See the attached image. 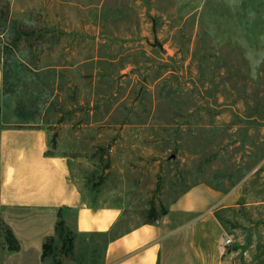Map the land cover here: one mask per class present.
Returning a JSON list of instances; mask_svg holds the SVG:
<instances>
[{
	"label": "rangeland",
	"instance_id": "obj_1",
	"mask_svg": "<svg viewBox=\"0 0 264 264\" xmlns=\"http://www.w3.org/2000/svg\"><path fill=\"white\" fill-rule=\"evenodd\" d=\"M0 67L1 119L48 129L82 199L122 207L108 235L152 220L163 264H189L193 213L168 209L199 185L205 262L264 264V0H0ZM73 220L45 253L99 264L108 235Z\"/></svg>",
	"mask_w": 264,
	"mask_h": 264
},
{
	"label": "crops",
	"instance_id": "obj_2",
	"mask_svg": "<svg viewBox=\"0 0 264 264\" xmlns=\"http://www.w3.org/2000/svg\"><path fill=\"white\" fill-rule=\"evenodd\" d=\"M1 90L0 67V94ZM12 123L15 122L2 120L0 116V225L1 220L9 225L19 247L8 249L0 232V264H67L64 259L54 260L49 252L43 253L46 238L55 232L59 214L64 209H73L75 231L101 233L111 231L122 207L110 201L88 203L83 200L81 179L73 175L70 154L59 148L47 151L50 131ZM200 188L196 185L185 190L168 211L193 213L192 219L178 229L191 256L189 264H220L206 263L204 249L198 245L203 232L197 222H212L209 211L204 212V201L191 199ZM162 232L157 222L140 220L110 234L102 245L99 264H163ZM209 247L211 252H219L216 243L210 242Z\"/></svg>",
	"mask_w": 264,
	"mask_h": 264
},
{
	"label": "trees",
	"instance_id": "obj_3",
	"mask_svg": "<svg viewBox=\"0 0 264 264\" xmlns=\"http://www.w3.org/2000/svg\"><path fill=\"white\" fill-rule=\"evenodd\" d=\"M0 232H1V236L3 238V242L5 243V245L8 249H14L15 250L19 247L18 240L15 237L12 229L3 220H1ZM101 233L108 235L109 232H101ZM110 237H111V235L109 234L108 236H106L104 241H106ZM46 245H47V242H45L43 245V253H45V251H46L45 250Z\"/></svg>",
	"mask_w": 264,
	"mask_h": 264
},
{
	"label": "water",
	"instance_id": "obj_4",
	"mask_svg": "<svg viewBox=\"0 0 264 264\" xmlns=\"http://www.w3.org/2000/svg\"><path fill=\"white\" fill-rule=\"evenodd\" d=\"M153 44L156 45L157 47H159V49L161 51L163 50V47H162L161 43L158 40H156L155 36L153 37Z\"/></svg>",
	"mask_w": 264,
	"mask_h": 264
},
{
	"label": "built area",
	"instance_id": "obj_5",
	"mask_svg": "<svg viewBox=\"0 0 264 264\" xmlns=\"http://www.w3.org/2000/svg\"><path fill=\"white\" fill-rule=\"evenodd\" d=\"M228 241H229V238H228V237H226V238H225V242H228Z\"/></svg>",
	"mask_w": 264,
	"mask_h": 264
}]
</instances>
